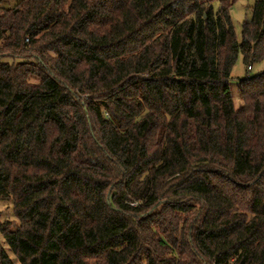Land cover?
Listing matches in <instances>:
<instances>
[{"label":"trees","instance_id":"1","mask_svg":"<svg viewBox=\"0 0 264 264\" xmlns=\"http://www.w3.org/2000/svg\"><path fill=\"white\" fill-rule=\"evenodd\" d=\"M237 1L0 0V264H264V70L230 86L264 0L240 40Z\"/></svg>","mask_w":264,"mask_h":264},{"label":"rangeland","instance_id":"2","mask_svg":"<svg viewBox=\"0 0 264 264\" xmlns=\"http://www.w3.org/2000/svg\"><path fill=\"white\" fill-rule=\"evenodd\" d=\"M17 1L18 0H9V2H6L5 4L13 5ZM256 1L257 0H238L231 9L232 20L239 40L242 38L243 22L251 17V10ZM262 70H264V61L255 63L250 69L244 64L242 57L238 59L232 70V78L230 83L236 106H240V104H242L239 88L240 79L245 77L247 74L253 75ZM5 219H14V211L11 201H0V220ZM3 244L5 247H7L5 242H3ZM9 254L14 259L16 264H20L10 250Z\"/></svg>","mask_w":264,"mask_h":264}]
</instances>
